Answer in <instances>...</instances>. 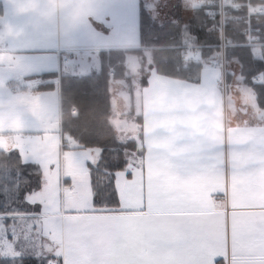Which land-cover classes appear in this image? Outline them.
I'll return each mask as SVG.
<instances>
[{"label":"crops","instance_id":"crops-1","mask_svg":"<svg viewBox=\"0 0 264 264\" xmlns=\"http://www.w3.org/2000/svg\"><path fill=\"white\" fill-rule=\"evenodd\" d=\"M200 3L0 0V114H16L11 122L0 117V132L10 140L6 149L28 154L41 145L61 168L70 167L83 150L93 145L73 146L66 140L60 130L57 85L43 87L40 80L44 79L35 74L56 70L59 75L68 64L77 65L80 56H92L101 50L121 51L122 64L136 73L138 60L131 50L139 43V7L163 22L177 15L189 17L193 6ZM184 42L180 45L183 59L199 58L197 45ZM259 44H251L255 54L259 53ZM149 49H143L146 58ZM82 63L86 67L78 65L80 70L89 69L88 63ZM218 63L202 60L197 80L149 68L145 83L130 94L129 113H116L112 107L110 124L118 139H132L146 157L160 150L169 155H188L196 161L212 155L217 170L198 173L201 182L193 192L194 198L203 199L208 187L221 188L225 196L215 208L231 205L240 210L238 217H247L253 215L251 206L264 204V109L258 105L252 85L242 82L238 71L226 81L224 63L222 68ZM110 100L113 103L114 95ZM243 107L247 114H241ZM193 166L203 167L200 163Z\"/></svg>","mask_w":264,"mask_h":264},{"label":"snow or ice","instance_id":"snow-or-ice-1","mask_svg":"<svg viewBox=\"0 0 264 264\" xmlns=\"http://www.w3.org/2000/svg\"><path fill=\"white\" fill-rule=\"evenodd\" d=\"M209 170L212 155L146 157L135 141L66 168L41 145L0 156V264H264V204L238 217L215 208L221 188L194 198Z\"/></svg>","mask_w":264,"mask_h":264},{"label":"trees","instance_id":"trees-1","mask_svg":"<svg viewBox=\"0 0 264 264\" xmlns=\"http://www.w3.org/2000/svg\"><path fill=\"white\" fill-rule=\"evenodd\" d=\"M243 1V0H236ZM264 4V0H249V3ZM214 4L205 1L193 6L190 16H176L174 20L158 22L148 11L138 9V46L131 51L136 54L138 69L144 75L137 80V87L145 83L149 68L157 72L183 79L197 80L202 60L208 61L217 55L220 58V43L223 42L222 60L224 63L223 78L228 81L234 71L241 75L242 82L251 84L257 103L264 109V11L255 14L248 20L250 27H257V43L259 53L255 54L252 45L247 43L245 7L238 10L227 7V11L237 12L238 18L224 17L222 28H219L217 12L212 16L203 13L205 8ZM184 41L194 43L198 47L199 58L183 59L181 47ZM149 47V60L143 49ZM99 67L85 74L63 73L56 70L40 71L35 76L44 79L43 87L52 88L57 85L60 102L59 123L62 134L73 146H98L112 144L115 141H133L118 139L110 124L112 114L109 80L121 77L124 72L130 74L131 67L123 63L124 54L119 50H101L98 52ZM219 62V61H218ZM219 64V63H218ZM217 64V66H219ZM235 65L236 69H232ZM111 67L112 74L107 73ZM259 75L258 80L250 79ZM127 74H125L126 76ZM58 78V80H56ZM132 91H130L131 93ZM132 94V93H131ZM75 106V111L70 110ZM3 134V133H1ZM142 150V149H141ZM16 153L13 150L0 148V156ZM13 155V159H14Z\"/></svg>","mask_w":264,"mask_h":264},{"label":"rangeland","instance_id":"rangeland-1","mask_svg":"<svg viewBox=\"0 0 264 264\" xmlns=\"http://www.w3.org/2000/svg\"><path fill=\"white\" fill-rule=\"evenodd\" d=\"M170 1V0H168ZM195 1V0H193ZM236 1V0H235ZM202 3H204L205 1L204 0H201ZM240 2V5L238 8H234L233 5H229V4H225L223 5V14H227L228 16H231V15H236V18H233V19H237L238 18V14L237 12H234V11H227V7H231L233 10H238L240 9L241 6H244L245 7V11L247 12V5L244 4L245 2L248 3V6L250 8H253L254 6H259V5H262L264 7V4H254L252 2L249 3V1H238ZM143 3H145V0H143ZM211 3V2H209ZM214 4V3H212ZM215 7V4L213 7H208V8H214ZM155 8H157L155 6ZM154 8V9H155ZM175 8H172V10H174ZM153 10V9H152ZM157 10H160V8H158ZM264 10V9H263ZM204 13V12H203ZM246 14V13H245ZM207 15V14H206ZM255 14L253 15H249V20H251V17H254ZM208 16V15H207ZM225 16L222 17V21H223V18ZM231 18V17H230ZM245 19H247V17L245 16ZM249 24V23H248ZM251 28H257V27H251ZM0 44H1V41H0ZM249 44H255L253 42L249 43ZM147 59L149 60V55H147ZM85 62V63H88V68L89 69H85V70H80L78 68V65L79 67L81 66H84L86 67V64H83L82 62ZM77 65H75L74 63H70L66 66V68L64 70H60V72H63V73H81V74H85L87 72H90L91 70H96L98 69L99 67V56L98 54H94L92 56H88L86 55L85 57L83 56H80L78 59H77ZM112 68L109 67L108 70H107V73L109 75L112 74ZM145 72V69L141 72V74H138V72H136V75L134 74V71H130V74H128L127 72L125 73L124 72V75L121 76V77H117L115 79H110L109 80V91H110V95H114V101L112 103V100H110L111 102V108L113 107L116 111V113H118L119 111L121 112H124V113H129V99H130V91H133V93H136V89L138 88L137 87V80H135V76H139V78L141 76L144 77V75H142L143 73ZM125 74H127L125 76ZM135 75V76H134ZM8 85L11 84V80H8L7 81ZM14 89H17L16 87H14ZM110 96V97H112ZM124 97H125V100H124ZM124 100V102L121 103V101ZM4 108H5V105H3ZM5 110H3L2 112H4ZM134 112V111H133ZM241 114H247L246 113V107H243L242 109V113ZM16 114H0V117L4 118V119H8V122H11L12 121V118L15 117ZM3 133V134H1ZM10 143V140H9V136L5 135V132H0V148H3V149H6L7 148V144Z\"/></svg>","mask_w":264,"mask_h":264},{"label":"built area","instance_id":"built-area-1","mask_svg":"<svg viewBox=\"0 0 264 264\" xmlns=\"http://www.w3.org/2000/svg\"><path fill=\"white\" fill-rule=\"evenodd\" d=\"M204 1H207V2H211V3H214L215 4V7L214 8H205L203 11L205 14H207L208 16H212V14L214 12H217L218 14V19H219V28L221 30L222 28V17L225 16V17H231V18H236V15H231V16H228L227 14H223V5H233L234 8H238L239 5H240V2L238 1H235V0H204ZM244 4L247 5V12H246V17L247 19H245L246 21V25L245 27L243 28L242 31H245L246 33V37H247V43H257V31L258 29L257 28H251L248 24V20H249V15H253V14H259L261 12H263V7L262 6H254L253 8H250L248 6V3L245 2ZM222 44V42L220 43ZM219 61V65L220 67L222 68L223 67V60H222V56H220V58L217 60V58H212L211 59V62L212 63H215ZM259 76L258 75H252L250 76V79L252 81H256L258 80ZM41 83H44V80H40ZM75 106L74 105H70V110L73 112L75 111Z\"/></svg>","mask_w":264,"mask_h":264}]
</instances>
